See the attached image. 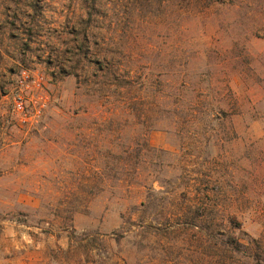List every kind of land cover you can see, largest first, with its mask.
Instances as JSON below:
<instances>
[{"label": "rangeland", "instance_id": "rangeland-1", "mask_svg": "<svg viewBox=\"0 0 264 264\" xmlns=\"http://www.w3.org/2000/svg\"><path fill=\"white\" fill-rule=\"evenodd\" d=\"M0 264H264V0H0Z\"/></svg>", "mask_w": 264, "mask_h": 264}, {"label": "built area", "instance_id": "built-area-1", "mask_svg": "<svg viewBox=\"0 0 264 264\" xmlns=\"http://www.w3.org/2000/svg\"><path fill=\"white\" fill-rule=\"evenodd\" d=\"M50 102L47 75L36 68L22 67L13 82L0 88V120L34 126L43 120Z\"/></svg>", "mask_w": 264, "mask_h": 264}]
</instances>
